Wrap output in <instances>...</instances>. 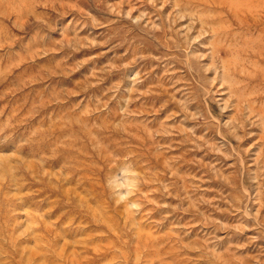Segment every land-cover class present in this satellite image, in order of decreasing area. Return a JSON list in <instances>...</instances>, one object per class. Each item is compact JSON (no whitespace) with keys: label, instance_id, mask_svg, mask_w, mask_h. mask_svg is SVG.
<instances>
[{"label":"rangeland","instance_id":"1","mask_svg":"<svg viewBox=\"0 0 264 264\" xmlns=\"http://www.w3.org/2000/svg\"><path fill=\"white\" fill-rule=\"evenodd\" d=\"M0 264H264V0H0Z\"/></svg>","mask_w":264,"mask_h":264}]
</instances>
